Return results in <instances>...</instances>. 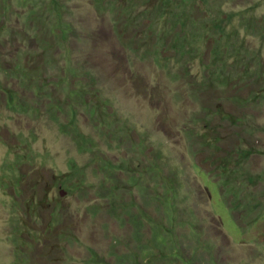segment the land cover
Wrapping results in <instances>:
<instances>
[{
    "label": "rangeland",
    "instance_id": "374dc122",
    "mask_svg": "<svg viewBox=\"0 0 264 264\" xmlns=\"http://www.w3.org/2000/svg\"><path fill=\"white\" fill-rule=\"evenodd\" d=\"M0 57V264H264V0H0Z\"/></svg>",
    "mask_w": 264,
    "mask_h": 264
},
{
    "label": "trees",
    "instance_id": "16d2710c",
    "mask_svg": "<svg viewBox=\"0 0 264 264\" xmlns=\"http://www.w3.org/2000/svg\"><path fill=\"white\" fill-rule=\"evenodd\" d=\"M3 64H4V61L2 60V58L0 57V65L3 67ZM8 66V65H7ZM139 233L141 234L142 233V229L140 228L139 229ZM153 237L157 238L158 237V234L154 231L152 233ZM141 236V235H139ZM187 236H188V240H184L180 245H177L176 242L173 240L172 241V245L173 247L175 248V250H177V252L179 253H184V250H187L189 247L191 248V245L193 244V241H192V236H189L188 233H187ZM53 243V242H52ZM176 246H175V244ZM192 247L194 249L197 250V247L195 245H192ZM180 250V251H179Z\"/></svg>",
    "mask_w": 264,
    "mask_h": 264
}]
</instances>
